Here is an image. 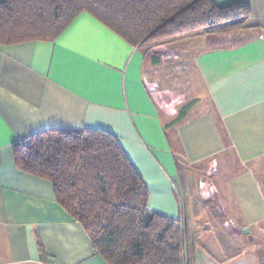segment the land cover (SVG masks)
Here are the masks:
<instances>
[{"label": "crops", "instance_id": "obj_1", "mask_svg": "<svg viewBox=\"0 0 264 264\" xmlns=\"http://www.w3.org/2000/svg\"><path fill=\"white\" fill-rule=\"evenodd\" d=\"M236 1L251 6L247 27L236 32L249 37L196 40L199 83L187 77L176 103L169 86L154 90L148 81L146 71L160 65L144 48L87 11L53 38L0 42V264H110L54 183L17 163L15 145L48 128L116 134L149 188L148 206L181 219L184 233L200 228L194 213L200 206L203 218L212 203L253 238L264 229V0H215ZM205 232L200 250L222 262L209 234L205 247Z\"/></svg>", "mask_w": 264, "mask_h": 264}, {"label": "trees", "instance_id": "obj_2", "mask_svg": "<svg viewBox=\"0 0 264 264\" xmlns=\"http://www.w3.org/2000/svg\"><path fill=\"white\" fill-rule=\"evenodd\" d=\"M83 11L144 48L145 59L158 66L162 57L153 53L155 46L174 48L210 33H233L247 27L252 9L246 1L0 0V42L53 38ZM191 106L179 108L178 118ZM15 154L22 169L54 183L58 200L110 264H198L201 233L190 228L184 233L181 219L148 206L149 188L113 132L48 128L17 143ZM199 208L194 215L202 214ZM192 216L188 212V222Z\"/></svg>", "mask_w": 264, "mask_h": 264}, {"label": "rangeland", "instance_id": "obj_3", "mask_svg": "<svg viewBox=\"0 0 264 264\" xmlns=\"http://www.w3.org/2000/svg\"><path fill=\"white\" fill-rule=\"evenodd\" d=\"M234 32L235 35L228 36L231 38L230 41L244 40L249 37L248 35L243 36V34H239V32L236 33L237 30ZM226 35H229V33ZM223 39L224 36L222 35L220 37L221 42L224 41ZM174 45V48L169 45L156 48L155 51L158 52V55H161L164 61L159 67L149 68L146 71V75L148 81L153 83L154 90L156 87L169 86L173 91V99L176 103L182 99L184 95H182V93H185L187 91L186 88H188L187 86L190 85H187V77H193V86L199 83L196 70L191 65L194 52L199 45L195 41L180 42ZM193 97L194 93L192 94L191 91L185 101L188 102ZM178 105L181 106V104ZM180 106H177V108ZM210 205L211 210L203 215V218L199 215L198 222L200 223V228H197L196 231L200 233L206 231L202 237V241L206 248L210 247L207 240V235L209 234L215 240V246H212L214 250L217 251L216 248L221 249L224 259L222 262L217 260H215V262L218 264H228L236 260L238 261L239 259H248L252 264H264V229L258 231L253 239H249L248 234H243L241 227H239L236 222L232 221L230 216L228 217L225 215L218 208L217 204L213 205L212 203ZM262 225L264 227V224ZM207 254L208 253H204L200 250V246L196 247V255L202 257L199 261L200 264H204L205 259H208Z\"/></svg>", "mask_w": 264, "mask_h": 264}, {"label": "bare ground", "instance_id": "obj_4", "mask_svg": "<svg viewBox=\"0 0 264 264\" xmlns=\"http://www.w3.org/2000/svg\"><path fill=\"white\" fill-rule=\"evenodd\" d=\"M203 261V260H202ZM202 261H201V263H202ZM254 262V261H253ZM204 264H218V263H216L214 260H212V259H208L207 261H206V263H204ZM228 264H252L248 259H240V260H238V261H234V262H230V263H228ZM254 264H256V263H254Z\"/></svg>", "mask_w": 264, "mask_h": 264}, {"label": "water", "instance_id": "obj_5", "mask_svg": "<svg viewBox=\"0 0 264 264\" xmlns=\"http://www.w3.org/2000/svg\"><path fill=\"white\" fill-rule=\"evenodd\" d=\"M242 232H243L244 234H248L249 237H250V239H253V235H252V233L250 232V228H249V226H244V227L242 228Z\"/></svg>", "mask_w": 264, "mask_h": 264}]
</instances>
